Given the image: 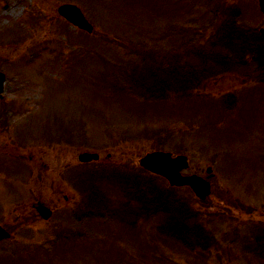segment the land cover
I'll use <instances>...</instances> for the list:
<instances>
[{"label":"rangeland","instance_id":"obj_1","mask_svg":"<svg viewBox=\"0 0 264 264\" xmlns=\"http://www.w3.org/2000/svg\"><path fill=\"white\" fill-rule=\"evenodd\" d=\"M226 1L228 11L239 9L235 22L264 24L257 0ZM62 2L78 4L94 30L86 33L62 18L56 12ZM219 2L0 0V69L6 75L0 107L10 105L0 131V223L11 232L0 242V264H263L244 247L253 232L264 235V83L226 68L197 82L192 94L153 100L109 91L97 80L103 66L96 48L112 57L124 40L134 46L142 39L157 59L170 61L184 50L175 44L184 34L206 46L216 33L209 26ZM138 63L136 78L144 79L149 64ZM155 149L186 154L184 174L206 176L211 166L206 198L197 199L188 186L173 194L200 214L216 248L188 250L159 233L158 216L146 219L151 198L161 205L157 192L169 193L161 176L138 164ZM83 150L99 152L97 164H80ZM81 176L93 192L99 185L110 198L108 215H73L90 197L77 187ZM38 201L52 208L50 219L34 216ZM121 202L128 205L121 212L125 222L110 217ZM176 214L171 209L159 219L179 230Z\"/></svg>","mask_w":264,"mask_h":264},{"label":"trees","instance_id":"obj_2","mask_svg":"<svg viewBox=\"0 0 264 264\" xmlns=\"http://www.w3.org/2000/svg\"><path fill=\"white\" fill-rule=\"evenodd\" d=\"M220 3H225V1L220 0L217 3V12L214 15L217 18L216 22H212L209 26V28H214L216 33L213 32L208 38L209 43L206 46L198 47L200 43L196 46L198 38L192 41V36L184 34L178 38L177 42L175 41V44L180 43V45H176V49L181 50L184 47V50L174 52L170 61L157 59L159 56L153 51L154 49L145 47L142 39L134 46H130L124 40L121 47L113 49L112 57H108L100 48H96L94 54L97 58L102 59L100 64L103 66V72L101 70L98 72L97 80L109 91H128L139 97L166 100L172 95L182 93V91L187 94L191 93L190 91L195 89L197 82H202V79L207 78L213 72L220 73L226 68L229 70L241 69L252 59L256 62V67L252 72L256 74L254 78L264 81V39L257 28H245L238 25L235 22L236 12L234 10L226 11V7H221ZM228 15L229 19L226 18V20L225 17ZM109 41L113 40L109 39ZM192 45L191 49H187ZM141 49L149 51H139ZM144 59L149 64L146 71L148 76L145 77H149L147 78L150 81L148 86L143 84L147 79L136 78L140 70L133 68L139 65V60ZM153 65H158V68L152 69ZM125 68H129L131 72L129 70L125 72ZM152 71L154 73L151 77L150 72ZM0 122L4 124V119L2 118ZM83 189L87 194H90V197L92 196V192L87 186L83 185ZM168 191L169 193L157 192L158 200L162 201L161 205L156 201V198L155 203L151 198L152 203L149 206L154 205L151 207L153 212L148 210V213L163 214L175 209L177 218L181 219V224L180 229L177 230L172 228L173 225L169 219H166L168 221L163 222L165 228L161 229L162 234L188 250L195 248L194 251L208 252L214 246L216 248V239L199 220L200 214L191 209L188 202L176 197L172 190ZM94 196L99 202L105 204L106 200L100 193H95ZM96 215L103 216L104 214L96 213ZM245 244L250 251L254 252L253 256L258 260L261 259L260 261L264 264V235H253Z\"/></svg>","mask_w":264,"mask_h":264},{"label":"water","instance_id":"obj_3","mask_svg":"<svg viewBox=\"0 0 264 264\" xmlns=\"http://www.w3.org/2000/svg\"><path fill=\"white\" fill-rule=\"evenodd\" d=\"M259 5L264 11V0H259ZM60 15L87 31L92 30V25L87 21L81 9L73 3H62L57 7ZM264 35V29L261 30ZM4 74L0 71V92L3 88ZM81 161L96 159V153L81 152L78 154ZM139 164L152 173L165 177L171 185H189L199 198H204L210 191L209 182L196 174L183 175L180 170L188 166L187 156L183 154L172 155L169 151L153 150L139 158ZM210 171V168L207 169ZM36 209L43 218L51 215V210L43 205H37ZM8 230L0 225V240L9 237Z\"/></svg>","mask_w":264,"mask_h":264},{"label":"flooded vegetation","instance_id":"obj_4","mask_svg":"<svg viewBox=\"0 0 264 264\" xmlns=\"http://www.w3.org/2000/svg\"><path fill=\"white\" fill-rule=\"evenodd\" d=\"M35 216H36V214H35Z\"/></svg>","mask_w":264,"mask_h":264}]
</instances>
